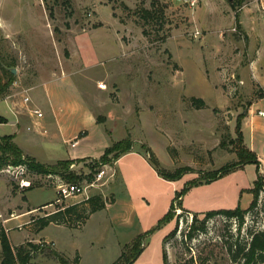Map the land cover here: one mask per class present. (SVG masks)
<instances>
[{
  "label": "rangeland",
  "instance_id": "obj_1",
  "mask_svg": "<svg viewBox=\"0 0 264 264\" xmlns=\"http://www.w3.org/2000/svg\"><path fill=\"white\" fill-rule=\"evenodd\" d=\"M232 1L0 0L1 82L9 79L1 76L2 65L16 69L0 94L10 99L0 102V113L13 119V101L20 119L21 111L37 108L44 116L36 117L50 129L43 133L25 120L0 126V133H15L24 151L42 161L64 155L69 145L52 147L49 140L54 104L63 127L80 137L88 131L75 150L89 156L68 159L65 175L52 174L87 185L68 175L88 173L90 166L106 169L84 193L60 199L57 181L45 173L30 171L29 190L0 173V225L15 248L34 250L31 264H111L165 214L175 190L192 212L174 206L172 218L147 236L135 264H164L163 238L175 227L164 242L168 264H232L228 246L249 241L250 231H264L263 190L240 227L235 218L216 214L205 230L187 235L192 213L202 219L211 210L247 208L257 176V165L247 163L212 181L203 177L237 161L236 125L248 128L264 106V11L260 0H240L236 7ZM142 7L161 11V18L146 24ZM194 98L205 104L198 107ZM125 139L146 157L149 146L169 170H193L172 182L133 159L117 167L114 160L100 164L106 147ZM243 140L248 146L244 134ZM261 169L264 177V163ZM98 194L105 206L77 221V213H88L87 199ZM32 205L37 208L27 212ZM72 205L76 213L63 214L62 223L39 227L40 217Z\"/></svg>",
  "mask_w": 264,
  "mask_h": 264
},
{
  "label": "trees",
  "instance_id": "obj_2",
  "mask_svg": "<svg viewBox=\"0 0 264 264\" xmlns=\"http://www.w3.org/2000/svg\"><path fill=\"white\" fill-rule=\"evenodd\" d=\"M69 1V0H64ZM240 0H233L231 2V5L233 7H236L239 5ZM67 3V2H66ZM140 17L144 20L146 24H149L151 21H157L162 16V12L158 11L154 7L152 8H146L142 7L140 9ZM50 15L53 16V10L50 8ZM147 30L144 29V34H147ZM167 37V35L162 36V40H164ZM1 76L4 77L5 74L8 75L9 79L7 82L2 83L0 78V94L4 92L6 89L9 80L13 78L14 73L12 72L11 68L5 67L4 65L1 66ZM194 101H196V105L198 107H201L204 105V101L202 98H194ZM6 118L0 116V123L6 122ZM84 132V131H83ZM81 131L80 135L83 133ZM236 139L237 141H233L235 144V151L237 155V161L234 163H227L223 165L219 170L213 172L210 175H203L204 179L206 181H212L215 179H218L224 175H226L228 172L233 170L235 167L243 166L247 163H255L257 165V176L254 180L253 186L249 188V192L252 194V200L247 208H242L241 206H237L235 208L231 209H220V210H211L208 211L202 219L198 218V215L196 213H192V222L189 226L188 230V236L191 237L195 230H205L206 228V221L207 219L213 217L216 214H222L225 215L228 218H235L237 221L238 226L240 227L244 222L245 213L248 210L253 209L257 206L259 202V196L261 191L264 190V177L259 171L260 166V160L258 158L257 153L250 149L248 146L244 145L243 140V131L241 124L238 123L236 125ZM235 140V139H234ZM223 143V142H221ZM237 144V145H236ZM131 145L132 142L129 139L125 140H119L116 142H113L110 146L106 147L104 153L100 156V164L110 162L111 160L117 159L120 155L131 151ZM145 151L147 154V159L149 163L153 166V168L156 170L159 176H161L164 179L167 180H177L182 177V175L187 172L193 170V168L189 165L179 166L176 167L174 170H169L166 167L162 165L160 160L158 159L155 152L149 147L145 146ZM72 160H60L57 164H44L39 161H37L34 157L24 155L22 149L12 141L11 135H3L0 136V165H6V164H20V163H26L30 170H33L37 173H52L56 172L59 174H66L67 169L69 168L70 163ZM99 167L90 166V170L88 173H81L79 175H74L73 173H70L68 177L70 179L76 180H86L87 182H91L94 179V173L97 172ZM33 188L32 186L25 188L26 190H29ZM24 199L25 196L23 197ZM182 198L181 192H175L173 201L171 202L170 208L168 211L158 220V222L149 228L148 230L144 231L137 237H135L132 241L125 244L122 247L120 255L114 260L111 264H135L136 259L139 257L141 252L144 249V242L148 235L153 233L158 227H160L165 221H168L172 218V211L174 206L183 209L185 211V208H183L180 204ZM50 203V202H48ZM48 203H45L43 205H46ZM87 203H89V209L88 213L85 217L80 215L79 213L76 214V220L77 221H84V219L89 215V213L98 210L100 208H103L105 206V200L102 198L100 194L92 196L87 199ZM75 206H67L65 209V212L58 211L56 214H53L51 216H43L39 218L40 221V228L45 227L49 224V222H57L62 223L64 220L60 218L63 214L75 212ZM27 210H31V208H28ZM190 212V211H188ZM76 213V212H75ZM176 231V227L169 232L164 237V242L169 235H172ZM250 240L237 245L230 244L228 246V251L230 253L232 264H264V231H250ZM0 242H1V261L0 264H31L30 259L32 257V253L34 250L31 248H27L25 245H20L17 248H15L11 242L10 236L5 230L3 226L0 225ZM31 246L35 247V244L31 243ZM163 260L164 264H168L167 255L165 248L163 249ZM243 260V263L240 261Z\"/></svg>",
  "mask_w": 264,
  "mask_h": 264
},
{
  "label": "crops",
  "instance_id": "obj_3",
  "mask_svg": "<svg viewBox=\"0 0 264 264\" xmlns=\"http://www.w3.org/2000/svg\"><path fill=\"white\" fill-rule=\"evenodd\" d=\"M263 5H264V1H263ZM2 15L3 14H2V12L0 10V20L4 19V17ZM9 21H10V24L14 23V21H12V20H9ZM263 99H264V95H263ZM2 100L5 101V102L6 101L7 102L10 101V99L8 97H0V102ZM15 104L16 103L13 101L11 103V107H10L12 109L13 119H9L8 116L3 115V114L0 113V116L5 117L7 119L6 122L0 123V126L5 125V124H20L21 122L27 120V124H29L28 127H32V126H30L31 124H37V125L41 126V128H42L41 132L49 133L50 129H48L46 127L47 123L44 122L43 118H37L36 117V115L32 111L33 108L28 107L27 108L28 111H25V110L21 111L22 119H20L19 112L15 109ZM262 108H264V106H262ZM31 114H33V116ZM43 116H44V114H43ZM51 117L54 120H56V122H55L56 123V127H54V129L52 130V133H51V135L49 137V140L52 143L51 146L52 147L53 146L56 147V145H58L56 143L61 142V143H66L67 145H69V148L66 147L64 155H62L60 157H53L52 159L50 158L51 159L50 161H42L40 159V157H38V155H36L38 153H36V154H34V153L33 154L32 153L31 154H27L24 151V149L22 148V146L19 145L15 141L16 140V134L15 133H11V132H9V133H0V136L11 135L12 136V141L15 142L22 149L24 155L34 157L37 161H39L41 163H44V164H54V163H56L57 161H60V160H66V159H73V160L76 159L77 160V159L88 157L89 155H85L84 153H79L77 150H75V148L79 144L80 140L86 138L89 135L88 131H87L86 134L83 133L82 134L83 136L80 137V136H78L79 135L78 132L76 130H73V128L70 127V129H68L65 126L63 127L62 126V122L60 121V118H59V113L56 110L54 104H51ZM250 122H251V124L248 126V128H245V126L244 127L242 126V131H243V134H244L245 141L248 143V147L250 149L254 150L257 153L258 158L260 160V169H261V165L264 163V154L262 152V146L264 145V117L260 116L259 114L255 115V116H251L250 117ZM59 145H61V144H59ZM126 159L136 160L137 164L142 165L144 168L147 167V166L150 167L152 173L157 177V179H161L160 176L158 175V173L156 172V170L152 169L153 166L147 160L146 155H144V153H142V152H140L138 150H135V149L120 155L117 159H115L113 161L112 165L117 167V165H119L122 162V160H126ZM262 170L263 169H261V171ZM171 181L172 182H176V180H171ZM174 192H176V190ZM43 204H45V203H43ZM29 208H31V210H27V212H31L34 209H36L37 205H32ZM186 210L190 211L189 209H186ZM190 212H192V211H190ZM11 219H13V218H11ZM162 244H163V249H164V238H163Z\"/></svg>",
  "mask_w": 264,
  "mask_h": 264
},
{
  "label": "built area",
  "instance_id": "obj_4",
  "mask_svg": "<svg viewBox=\"0 0 264 264\" xmlns=\"http://www.w3.org/2000/svg\"><path fill=\"white\" fill-rule=\"evenodd\" d=\"M257 1H259V0H257ZM263 1L264 0H260L262 11H264ZM24 101L28 102L29 97L28 96L24 97ZM32 111L35 115H37V117L43 116V112L37 108H33ZM257 113L260 116L264 117V108H259L257 110ZM74 165L75 164H72V166H74ZM30 171L31 170L26 163L6 164L3 166L0 165V173L5 172V173L9 174L11 179H13L16 182V184L20 188H23V189L33 185V180L31 179V177L29 175ZM105 173H106L105 168L99 169L95 174V178L90 183H88L87 185L82 184V183H77V182H61V181L57 180V176L53 175L52 173L46 174V177L48 179L53 178L57 181L56 189H57V192L59 194L58 199H60V198H66V197H69L72 195L84 193V191L86 190V187L88 185H94L95 184L94 182L101 180ZM191 217H193V216L191 215Z\"/></svg>",
  "mask_w": 264,
  "mask_h": 264
},
{
  "label": "water",
  "instance_id": "obj_5",
  "mask_svg": "<svg viewBox=\"0 0 264 264\" xmlns=\"http://www.w3.org/2000/svg\"><path fill=\"white\" fill-rule=\"evenodd\" d=\"M12 72L15 73L16 72V69L15 68H12ZM262 152L264 154V145L262 146Z\"/></svg>",
  "mask_w": 264,
  "mask_h": 264
}]
</instances>
